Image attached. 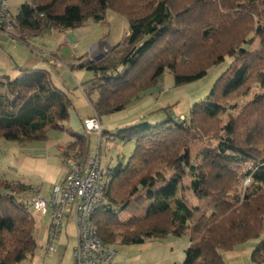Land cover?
<instances>
[{"label":"trees","instance_id":"1","mask_svg":"<svg viewBox=\"0 0 264 264\" xmlns=\"http://www.w3.org/2000/svg\"><path fill=\"white\" fill-rule=\"evenodd\" d=\"M106 11L128 24V35L114 47L121 48L119 57L113 64L86 60L70 67L93 73L80 87L99 121L156 87L166 71L180 87L231 61L183 120L141 121L117 131V139L135 147L125 164L102 170L106 204L91 218L97 238L114 247L186 236L181 264H225L226 253L258 240L249 260L264 264V92L225 126L220 119L236 109L225 108L227 102L253 84L264 86V0H27L12 19L19 31L36 36L77 29L90 19L105 25ZM252 33L256 50L246 46ZM17 71L14 79L0 75V140L24 144L45 140L47 129L66 131L72 142L65 151L85 162L87 136L63 127L72 103L51 72ZM194 145L200 146L197 164L189 161ZM178 170L189 178L194 199L210 203L208 212L195 216L198 209L177 196L180 176L167 175ZM244 180L250 184L241 188ZM32 193L30 186L0 179V264H21L37 248ZM131 206L143 215L120 220Z\"/></svg>","mask_w":264,"mask_h":264},{"label":"rangeland","instance_id":"2","mask_svg":"<svg viewBox=\"0 0 264 264\" xmlns=\"http://www.w3.org/2000/svg\"><path fill=\"white\" fill-rule=\"evenodd\" d=\"M26 1L27 0H9L8 7L10 14L12 16H15L17 14L18 7ZM105 19V25H100L90 19V22L88 24L89 28L92 30L91 34L81 39V41H79L76 45V48H73L71 41L69 40H67V45L63 46L62 44L64 35L59 33L57 30L43 31L42 33L44 35H49L51 33L50 36L52 37L49 38H57V41L55 43V45H57V48H54L55 50L53 49V53L57 54L56 56L60 59V61H57L56 56H48L47 60L52 59L51 63H54H46V66H41L43 65L41 59L43 51L41 50V52L38 50H31L29 48L31 47V45L28 44V41L25 42L26 40H23V37L27 35L19 31L17 26L15 27L14 31L8 36L0 34V63L3 64V66L2 64H0V68L3 69V72H0V75H8L11 79H14L15 73L18 72L17 70H15L16 72L13 71L14 66H17L20 70H23L24 68L30 70L41 69L42 67L49 69L51 72L53 83L60 87L67 94L72 103V108L69 111V118L65 122H63V127L72 131H75L74 129H76L77 131L75 132L87 136L88 156L86 157V159L98 152L100 155V167L103 172L108 168L117 166L119 163L125 164L128 158L133 153L135 143L134 141L123 142L114 136L121 128L119 124L120 119L111 115L104 116L99 121L100 125H102V131L107 133L105 137L101 138L98 132H86L84 130V120L86 118L93 117L95 114L89 101L85 98L81 88L79 87L83 83L91 80L93 78V73L80 69H73V72H70V67L71 65H75V58L86 54L87 55L85 56V58H79L75 61L81 63L86 60H95L97 62L109 60L112 64L115 63L116 58L119 57L118 54L121 51V48L115 50L114 47L117 44H120L123 40L124 35L128 33V24L123 18L115 15L111 11L105 12ZM71 32L74 33L75 31ZM118 41L120 42L116 44V42ZM246 46H248L250 50H256L259 48V40L254 35V33H252L248 37ZM90 48L91 50H89ZM20 56L24 57V62H22V60H20V62L12 60V57L19 60L21 59ZM230 61L231 58H225L224 62L210 68L207 71L206 76L201 80L180 87L174 86L172 75L168 71H166L158 82V85L147 92V94L152 95V98L157 102L158 105V107L156 108L158 109V111H156L154 115H151L153 118L150 117V123H162L168 117L172 119L187 117L190 107L194 103H197L208 96L214 82L229 67ZM7 63H9V69L12 70H7V68L5 67ZM0 92H2V89H0ZM263 92L264 86L258 83L253 84L250 87L248 94L237 96L235 99L227 102L225 108L228 105H231L235 106L236 109L233 112L225 110V112L220 116L222 126L228 124L236 115H238V112L247 103L256 100ZM68 138L70 137L68 136L66 131L47 129L46 139L42 141L19 144L0 140V179H4L7 181L18 180L19 176H15L14 170L19 167V164L24 156H30L36 158V160H44L49 165H55V161L59 156L62 159L71 158L74 162H77L73 158V153H67L65 151L66 146H63L66 141H69ZM199 150L200 146L198 145H194L191 147L189 153L190 163L197 164L199 162V158L197 155ZM37 165H39L40 168L42 167V165L40 164ZM172 173L179 175L181 179L177 196L182 197L188 203V205H193L198 209V212L195 216L199 215L203 211L208 212V210L211 208L210 203L206 200L198 201L194 199L188 188L189 178L186 176L185 171L182 172L178 170L177 172H170L168 173L169 175H167V178ZM26 176L29 177V179L32 181L31 183L38 184V181H41V178L38 175L34 176L37 180H35V178L33 179L32 175ZM249 184V180H244L241 183V188H245ZM44 193L45 190L43 191V194ZM29 197L28 200H30ZM31 212L36 217L35 211L31 210ZM142 215L143 211L137 213L135 211V208L131 206L127 211L119 215V219L124 221L131 216L140 217ZM73 219L74 218L72 213L67 218V233L71 236H74V230L72 228V226L74 225ZM71 240L73 241L74 239H70L66 252L63 251V253L68 257L71 256L73 249L72 247L74 245V241L72 242ZM257 242L258 240H250L243 245H240L242 246V250L245 249L249 253L247 258H244L242 256L243 260L246 261V264H251L249 255L252 251V248ZM166 244H168V246H170V248L174 250L173 257L174 255L180 256L188 245V239L186 236L170 237ZM224 259L225 264H229L225 255ZM174 262V264H180V258L176 261L174 260Z\"/></svg>","mask_w":264,"mask_h":264},{"label":"crops","instance_id":"3","mask_svg":"<svg viewBox=\"0 0 264 264\" xmlns=\"http://www.w3.org/2000/svg\"><path fill=\"white\" fill-rule=\"evenodd\" d=\"M89 22L90 20H88L82 27L77 29L57 30L59 33L64 35L62 45L66 46L67 40H69L71 41L73 48H76V45L78 44L79 41H81V39L91 34L92 30L89 28V24H88ZM71 31H75V32L73 33ZM26 35L27 36L23 37V40H26L25 42L28 41V44L31 45V47H29L31 50L43 51L44 55L42 54L41 56L43 65L41 66H46L45 65L46 63L47 64L54 63V62L51 63L52 59L47 60V57L48 56L52 57L57 55L53 53V51L57 48V45H55L57 38L54 37L53 39L49 38L52 37L50 36L51 33L49 35H44L43 33L36 36L29 34ZM127 35L128 33H126L124 37ZM119 42L120 41L116 42V44ZM89 50H91V48ZM86 55H82L78 58H75L74 59L75 65L80 64V62L75 61L76 59L85 58ZM20 58L21 59L18 60L12 57V60H15L16 62H20V60H22V62H24V57L20 56ZM56 59L57 61H60L59 57L57 56ZM5 67L7 68V70H12L9 69L10 68L9 63H7ZM41 69L48 70L50 72V70L47 68L42 67ZM15 70H18L17 66H14L13 68V71ZM0 72H3V69L0 68ZM17 75L18 72L15 73V77ZM55 86L58 87L57 85ZM79 88H81L83 93V88L82 87ZM93 98L96 99L97 97L94 96ZM157 107H158L157 102L154 101L152 95L145 93V94H140L137 98L133 99L124 110H122L119 113L112 114L111 116L119 118L120 127L124 128L126 126H132L134 124H137L141 121L151 122V118H153L151 115H154V112L158 110L156 109ZM87 119L88 118H86L85 120ZM74 130L77 131L76 129ZM68 139L69 141H66V143L63 144V146L67 147V145L72 142L71 138ZM59 157L55 161V165H49L44 160H36V158L30 156L29 157L24 156V158L21 160L19 164V167L14 170L15 176H19V179L11 182H20L26 186H30L33 189L32 194L36 195L38 193L41 197L48 198L52 187L62 182L67 172L69 163L73 161V159L71 158L62 159L61 157L60 158ZM37 164L42 165V167L40 168V166ZM26 175H32L33 179L35 178L34 177L35 175H38L40 176L41 181H38L39 182L38 184L31 183L32 181ZM35 180L37 179L35 178ZM44 190L45 193L43 194ZM36 217H35V225H36L35 240H36L37 248L35 249L33 254L29 256L21 264H73L72 254H73V250L77 246V237H76L74 225L72 226L74 230L73 233L74 236H71L70 234L67 233L68 221L66 220L62 233L60 234L57 242L55 243V253L52 254L45 251V246L48 239L49 220L47 217H43L37 213H36ZM170 237H174V236L168 235L162 240L146 241L144 244L141 245H130V246L114 245V248L117 251V256L113 264H174L175 263L174 260L176 261L179 258L181 264L184 259V251L180 256L174 255L173 257L174 250L170 248L168 244H166L167 241L170 239ZM71 238L74 239L73 240L74 245L72 247L73 248L72 254L71 256L68 257L63 253V251L66 252ZM241 247L242 246H238L234 249L233 252H229L225 254V257L228 260L229 264H246V261L243 260L242 256L244 258H247L249 253L245 249L242 250Z\"/></svg>","mask_w":264,"mask_h":264},{"label":"built area","instance_id":"4","mask_svg":"<svg viewBox=\"0 0 264 264\" xmlns=\"http://www.w3.org/2000/svg\"><path fill=\"white\" fill-rule=\"evenodd\" d=\"M8 1L0 0V34L7 36L16 27ZM179 119L183 120V117ZM83 126L87 132L101 134L102 126L96 117L85 120ZM105 182L100 155L96 152L83 163L70 162L62 182L52 187L48 198L45 199L38 193L34 196L31 202L33 210L49 220L46 252L55 253V243L67 218L73 213L77 237V246L72 254L73 264H113L117 256L116 249L97 238L91 223L94 212L106 204Z\"/></svg>","mask_w":264,"mask_h":264}]
</instances>
